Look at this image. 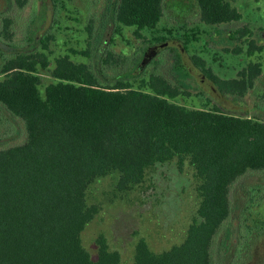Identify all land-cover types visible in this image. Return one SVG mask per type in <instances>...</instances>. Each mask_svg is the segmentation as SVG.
Masks as SVG:
<instances>
[{"label":"trees","instance_id":"16d2710c","mask_svg":"<svg viewBox=\"0 0 264 264\" xmlns=\"http://www.w3.org/2000/svg\"><path fill=\"white\" fill-rule=\"evenodd\" d=\"M12 1L19 10L29 2ZM164 1L108 0L98 26L90 18L84 27L87 44L96 42L102 56L113 41L110 24L114 31L128 27L142 37L157 27ZM188 1L208 26L242 18L232 0ZM10 24L8 19L2 22L5 38L12 36ZM52 38L47 31L36 40L38 49L31 51L5 55L0 50V108L19 121L24 135L22 142L0 148V264H122L101 235L95 240L94 258L82 245V231L99 213L97 205L87 203V189L116 173V187L125 191L143 180L146 169L171 159L179 168L186 160L195 171L196 217L184 241L169 251L154 253L145 239H138L130 264H216L217 232L237 210L234 184L249 172L264 171V121L217 107L176 104L172 100L188 95L187 87L155 73L136 85L145 58L154 54L152 46L133 70L110 80L105 76L106 83L87 64L61 55L49 71L52 80L43 84L40 73L50 65L46 51ZM227 39L241 42L233 54L244 51L251 57L264 48L247 26L231 31ZM188 42H181L185 51ZM172 50L173 68L189 76L180 52ZM191 60L218 93L229 92L234 101L253 87L262 71L261 63L251 60L236 78L223 80L204 69L199 59ZM101 62L100 67L112 62V55L107 53ZM229 233L226 229L219 244L218 261L227 258L225 264H238Z\"/></svg>","mask_w":264,"mask_h":264},{"label":"rangeland","instance_id":"374dc122","mask_svg":"<svg viewBox=\"0 0 264 264\" xmlns=\"http://www.w3.org/2000/svg\"><path fill=\"white\" fill-rule=\"evenodd\" d=\"M107 1L29 0L27 6L19 10L12 0H0V50L9 55L38 49L36 40L49 31L53 35L46 51L50 65L48 70L40 73L43 84L52 80L49 71L54 60L64 54L75 63L87 64L99 76L100 82L106 83V77L114 79L133 70L144 51L148 53L152 46L150 50L154 54L145 58L136 85L148 74L155 73L172 85L187 87L188 95H179L172 100L176 104L188 108L217 107L229 114L264 121V48L251 57L244 51L233 54L231 50L236 45L241 46V42L227 39L231 31L247 26L256 44L264 46V0H232L231 5L237 8L242 18L216 26L201 23L196 6L190 1L165 0L157 27L142 32L140 38L134 36L132 28L120 26L114 31L110 24L108 29H112L113 41L101 56L96 42L87 44L84 27L90 18L93 25L98 26ZM4 19L11 22V38L2 35ZM161 37L166 38L165 41L157 43L156 38ZM187 39L185 51L181 42ZM172 48L180 52L184 65L185 56L190 60L191 57L197 58L204 69H209L219 79L236 78L251 60L260 62L262 71L254 79L253 87L234 101L229 92H211L189 70V76L181 75L173 68L176 56ZM70 50H86L90 54L82 57ZM107 53L112 55V62L100 67ZM201 75L205 78L202 72ZM210 84L211 89L217 90V86ZM23 139L19 121L0 108V148L20 143ZM117 181L118 174L113 173L94 181L86 192L87 203L99 208L97 216L81 233L82 245L92 258L96 255L95 240L100 235L111 250L119 253L122 264L132 262L134 246L140 238L145 239L154 253L169 251L184 241L199 203L198 178L188 161H183L181 168L176 159L157 163L146 169L138 185L125 191L117 189ZM232 194L236 204L238 201L237 210L217 232L214 242L216 264H225L228 260L218 261L219 244L225 241L226 229L230 231L228 243L239 259L238 264H264V171L243 175L234 184Z\"/></svg>","mask_w":264,"mask_h":264},{"label":"water","instance_id":"95a60500","mask_svg":"<svg viewBox=\"0 0 264 264\" xmlns=\"http://www.w3.org/2000/svg\"><path fill=\"white\" fill-rule=\"evenodd\" d=\"M185 66L188 68L191 74L194 77L198 78L203 85H205L207 88L210 89L211 92L213 93L217 92L215 88L213 89L210 88L211 86L210 82L207 79L202 78L201 72L195 67V65L191 62L190 58H188L187 56H185Z\"/></svg>","mask_w":264,"mask_h":264}]
</instances>
